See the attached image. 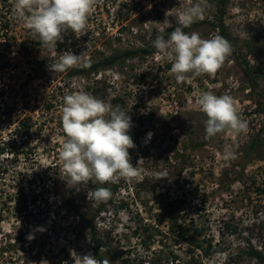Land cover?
<instances>
[{
	"label": "rangeland",
	"instance_id": "obj_1",
	"mask_svg": "<svg viewBox=\"0 0 264 264\" xmlns=\"http://www.w3.org/2000/svg\"><path fill=\"white\" fill-rule=\"evenodd\" d=\"M13 3L0 0V264H74L73 251L93 255L86 224L62 201L93 210L98 202L87 193L101 187L89 182L77 191L60 175L63 97L79 90L128 111L135 143L129 153L140 170L136 178L108 183L117 187L114 203L96 221L104 260L259 264L249 253L264 255V0H226L222 21L232 55L214 77L184 82L175 80L171 63L157 51L90 76L69 72L112 54L150 48L157 35L176 26L174 15L189 0H100L86 34L77 38L69 31L54 51L41 48L14 17ZM220 7L218 0H207L204 18L184 31L219 35L214 25ZM6 40L14 44L11 54L2 53ZM64 51L85 52L84 62L55 74L48 69L49 56ZM197 91L232 96L247 130L206 139ZM225 147L233 159H224ZM170 202L181 211L178 224L190 230L185 238L159 217ZM196 227L203 229L202 247L193 249Z\"/></svg>",
	"mask_w": 264,
	"mask_h": 264
},
{
	"label": "clouds",
	"instance_id": "obj_2",
	"mask_svg": "<svg viewBox=\"0 0 264 264\" xmlns=\"http://www.w3.org/2000/svg\"><path fill=\"white\" fill-rule=\"evenodd\" d=\"M98 3L100 0H14L12 12L41 48L54 51L69 31L77 38L86 34L88 18ZM206 7L207 0H189V6L174 15L177 26L167 39L160 34L153 41L161 58L171 63L170 73L177 82L204 75L214 77L232 55V45L224 37L202 38L198 32L184 31L204 18ZM163 23L172 27L168 19ZM84 57L85 52L76 55L72 51H64L56 58L49 56L48 69L55 74L63 73L84 62ZM195 96L199 111L206 116V139L223 132L240 135L247 130V121L242 118L232 96H218L212 91H197ZM61 123L66 139L59 152L62 161L60 175L68 187L79 191L81 185L89 182L103 185L140 175L129 153V149L135 147L129 134L133 123L122 106H113L84 90L66 93ZM151 135L148 134L149 139ZM223 156L229 160L235 154L225 147ZM166 177L160 175L157 179ZM87 195L89 200L105 202L112 193L109 188L99 187L89 189ZM33 238L28 236V239ZM71 255L74 264H110L108 259L100 261L91 253L73 251Z\"/></svg>",
	"mask_w": 264,
	"mask_h": 264
},
{
	"label": "trees",
	"instance_id": "obj_3",
	"mask_svg": "<svg viewBox=\"0 0 264 264\" xmlns=\"http://www.w3.org/2000/svg\"><path fill=\"white\" fill-rule=\"evenodd\" d=\"M226 0H218V3L221 5L219 8V15H220V21L218 24L214 25V28L219 29V35L226 38L227 32L225 25L223 24V15H224V10H223V5L225 4ZM198 22L193 23L190 27L185 28L186 30L191 29L195 27ZM177 26V25H176ZM173 26L172 28L166 30L163 35L167 39L168 35L170 32L176 27ZM3 30L8 31L9 30V23H5L2 26ZM14 48V44L12 42H9L6 40L2 53H9L11 54L12 50ZM27 50V48H26ZM155 51H157L154 47L153 44L150 48H145L141 50H135V51H127L122 54H112L109 57L104 58L103 60L99 61H92L89 64L84 63V65L79 68V69H73L70 70L69 75L73 77L77 76H90L92 74H96L100 72L101 70H105L107 68H111L115 65H117L120 61H123L124 59H131L133 57H136L138 55L141 56H148L150 54H153ZM48 108L50 109V106L48 105ZM30 126H25V130H29ZM23 134V133H22ZM101 187H106L108 188V183L101 185ZM112 195L111 197L105 201V202H98L96 208L92 210L90 206H86L84 210H81L80 207L76 206L74 201L69 200L66 197L62 198L63 203L67 206L68 209H72L73 213H75L84 223L86 224V227L90 233L91 236V242H92V253L96 258L100 261H103L104 258L101 255V249L103 243L101 240L98 238V231L96 228V221L97 219L106 212V209L110 206L113 205L114 199H115V193H116V186H112V188H109ZM26 202H24V208L26 206ZM180 209L176 207V204L174 203H168L166 206V210L164 212H161L159 214L160 216L165 217L169 221V227H171L170 231L174 234H176L178 237L185 238V232H189L190 230L186 228L185 225L183 224H178L179 221V216H180ZM160 224L162 223V220L158 221ZM203 235V229L200 227H196L192 230V235H191V241H190V246L193 249H197L202 247L201 246V237ZM249 256L254 258L259 264H264V255L262 252L258 250L252 249L249 253Z\"/></svg>",
	"mask_w": 264,
	"mask_h": 264
}]
</instances>
